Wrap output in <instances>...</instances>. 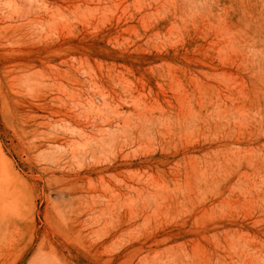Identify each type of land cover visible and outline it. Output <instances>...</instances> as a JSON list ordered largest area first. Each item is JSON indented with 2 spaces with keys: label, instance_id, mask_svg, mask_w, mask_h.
<instances>
[{
  "label": "rangeland",
  "instance_id": "374dc122",
  "mask_svg": "<svg viewBox=\"0 0 264 264\" xmlns=\"http://www.w3.org/2000/svg\"><path fill=\"white\" fill-rule=\"evenodd\" d=\"M0 264H264V0H0Z\"/></svg>",
  "mask_w": 264,
  "mask_h": 264
}]
</instances>
